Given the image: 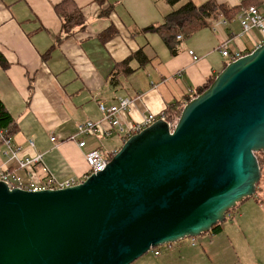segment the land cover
I'll return each instance as SVG.
<instances>
[{
  "label": "water",
  "instance_id": "obj_1",
  "mask_svg": "<svg viewBox=\"0 0 264 264\" xmlns=\"http://www.w3.org/2000/svg\"><path fill=\"white\" fill-rule=\"evenodd\" d=\"M264 42L229 62L175 124L125 140L106 169L60 189L0 181V264H132L195 238L256 194Z\"/></svg>",
  "mask_w": 264,
  "mask_h": 264
},
{
  "label": "crops",
  "instance_id": "obj_2",
  "mask_svg": "<svg viewBox=\"0 0 264 264\" xmlns=\"http://www.w3.org/2000/svg\"><path fill=\"white\" fill-rule=\"evenodd\" d=\"M74 1L83 11L86 28L57 42L62 20L54 6L62 0H0V53L8 62L7 66L0 64V99L15 121L11 137L24 155L43 153L49 174L60 180L83 178L89 171L85 156L91 150L112 154L125 142L126 137L115 128L109 137H80L86 140L84 147L71 139L78 124L86 120L109 127L101 121L100 103L111 106L120 97H129L132 102L121 122L127 129L144 121L149 113L160 116L169 103L193 93L211 75H218L228 64L218 49L222 43L247 54L264 42L258 28L242 32L240 13L232 19L219 15L191 35H179L177 52L172 54L158 33L142 30L163 23L167 14L187 0L175 5L166 0ZM192 1L200 5L209 0ZM215 1L230 7L245 2L264 9V0ZM109 29L115 31L114 36L102 39V33ZM138 49L144 50L149 62L142 66L132 60L130 66L135 71L121 76L118 86L111 85L109 77L116 64ZM39 175L45 172L39 171ZM223 232L224 225L220 233L202 234V248L196 246V239L187 238L190 240L168 244L164 251L169 256V251L187 243L194 253L190 263L206 247L234 251ZM158 251L153 253L160 256L163 251ZM162 263L170 264L171 259Z\"/></svg>",
  "mask_w": 264,
  "mask_h": 264
},
{
  "label": "built area",
  "instance_id": "obj_3",
  "mask_svg": "<svg viewBox=\"0 0 264 264\" xmlns=\"http://www.w3.org/2000/svg\"><path fill=\"white\" fill-rule=\"evenodd\" d=\"M239 21L243 33L248 34L252 32L253 29L258 28L264 37V9L257 5H250L243 8L239 14ZM218 49L221 54L228 58V63L236 61L245 55L241 50H230L226 42L222 43ZM190 53L193 55L194 60L198 59L194 51L191 50ZM131 102L132 100L129 97H120L118 102L111 106L100 103L99 107L103 114L101 121L107 122L109 127L104 128L101 122L86 120L78 124L77 131L72 135L71 139L78 140L79 145L84 147L86 145V140L79 139L80 137H109L114 133V128L127 139L160 119V116L149 113L145 116L144 121L130 125L125 129L121 123L122 116L130 107ZM29 144L30 146H34L32 140L29 141ZM0 146L3 147V155L7 157V160L0 164V181L5 182L11 188L17 187L29 191L60 189L77 185L91 174L104 171L115 153L109 154L102 149L91 150L85 156L89 171L83 178L71 177L60 180L52 174H49V170L44 164L43 153L30 156L24 155L23 149L15 143L11 136H7L5 130L1 128ZM39 171L45 172V175H39ZM151 252L155 254L159 253L157 248L152 249Z\"/></svg>",
  "mask_w": 264,
  "mask_h": 264
},
{
  "label": "trees",
  "instance_id": "obj_4",
  "mask_svg": "<svg viewBox=\"0 0 264 264\" xmlns=\"http://www.w3.org/2000/svg\"><path fill=\"white\" fill-rule=\"evenodd\" d=\"M103 2L104 0H97ZM170 5L177 4L180 0H166ZM248 2V1H246ZM252 5L251 3L241 4L240 6L230 7L225 4H219L215 0H209L203 4L197 5L192 0H187L181 7L167 14L165 20L161 24L150 25L142 30V32H156L158 33L165 43L170 48L172 54L177 52V44L179 35L189 36L201 27L208 24L211 18L219 15H224L229 19L235 17L240 13L243 8ZM55 10L62 20V27L57 42L73 35L77 31L86 28V21L81 8L75 3L74 0H62L58 5H55ZM115 31L109 29L102 33L101 37L104 40L110 39L114 36ZM138 60L144 66L149 62L147 55L143 49L136 50L133 54L129 55L125 60L118 62L111 72L109 83L113 86L120 84V77L133 73L135 70L130 66L132 60ZM0 64L7 66L6 58L0 53ZM216 75H211L207 81L198 86L196 90L188 95H185L181 100L169 103L160 118L163 117L169 123L174 124L175 120L181 114L183 106L190 101L193 97L203 93L211 83L214 81ZM13 120L10 113L6 110L2 100L0 99V128L4 129L7 136L14 134ZM259 164L262 165L264 156L257 153ZM253 197V196H252ZM232 212V211H231ZM234 213V210H233ZM233 215V214H232ZM223 223H218L213 226L210 232L220 233L222 231Z\"/></svg>",
  "mask_w": 264,
  "mask_h": 264
},
{
  "label": "rangeland",
  "instance_id": "obj_5",
  "mask_svg": "<svg viewBox=\"0 0 264 264\" xmlns=\"http://www.w3.org/2000/svg\"><path fill=\"white\" fill-rule=\"evenodd\" d=\"M177 120H175L174 124ZM122 143H120L121 145ZM0 157L4 163L7 157L2 154L3 147L0 146ZM261 156H264L261 153ZM261 167V177L257 184L256 194L246 200L236 210L230 211L224 221V238L235 246L234 251H226L214 245L207 248L199 255L197 260L190 263L193 257V248L187 243L182 244L181 248H175L166 254L165 246H160L162 254L155 255L149 251L132 264H163L162 261L170 258V264H264V160ZM232 214H234L232 216ZM242 216L240 217V215ZM205 236H198L196 246L201 247L202 239ZM190 239H187L189 241ZM217 241V240H215ZM198 247L196 249H198ZM202 248V247H201Z\"/></svg>",
  "mask_w": 264,
  "mask_h": 264
}]
</instances>
